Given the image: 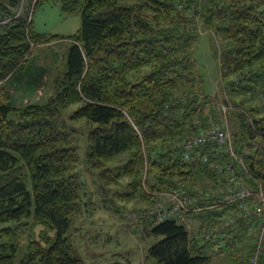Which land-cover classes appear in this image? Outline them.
I'll use <instances>...</instances> for the list:
<instances>
[{
    "label": "trees",
    "instance_id": "1",
    "mask_svg": "<svg viewBox=\"0 0 264 264\" xmlns=\"http://www.w3.org/2000/svg\"><path fill=\"white\" fill-rule=\"evenodd\" d=\"M51 3L63 13L79 11L81 24L48 80L47 97L20 103L14 90L24 74L45 73L28 63L36 44L64 37L34 29L36 8ZM1 20L0 264H81L69 234L85 195L73 129L62 112L70 104L80 103L71 117L90 124L86 164L104 184L129 176L127 194L139 191L147 205L158 197L153 192L216 186L199 154L219 160L226 154L209 140L185 158L181 143L219 118L251 189L264 188V0H0ZM201 33L216 42L211 94L201 89L195 58ZM41 75L28 91L42 84ZM123 152L128 158L118 172L107 167ZM226 208L193 213L198 229L211 227ZM137 225L161 237L146 251L152 264H205L213 257L249 264L254 251L253 233L212 253L175 219Z\"/></svg>",
    "mask_w": 264,
    "mask_h": 264
},
{
    "label": "rangeland",
    "instance_id": "2",
    "mask_svg": "<svg viewBox=\"0 0 264 264\" xmlns=\"http://www.w3.org/2000/svg\"><path fill=\"white\" fill-rule=\"evenodd\" d=\"M19 10L20 8L17 12ZM5 22L6 20L0 21V23ZM80 24L79 11L63 13L59 5L53 3L36 8L33 15L34 29L41 33L59 34L64 37L36 44L28 63L30 67L37 68L38 71L44 70L45 73L33 72L35 75L39 74L38 77L43 74L41 75L43 81L38 87L32 85L30 92L26 86L31 84L32 77L35 75L24 74L22 87L17 91L14 90L18 102L40 101L47 97L50 90L48 80L64 62L63 53L67 43L72 42L70 37L77 31ZM212 48H216V42L214 41L212 45L207 34L201 33L195 44V58L203 78L201 89L210 94L215 90L218 80ZM79 105L80 103H74L62 109L65 123L73 129L72 133L79 154L77 168L84 181L86 195L80 203V212L72 216L73 221L69 230L75 246V255L80 259L81 264H113L118 260L126 264H152L154 260L146 256V251L161 237L145 235V231L136 226V220L133 218L134 213L144 209L147 203L139 191L127 194L129 189L131 190L129 176L122 175L117 182L104 184L97 175L98 170L86 164L87 133L90 124L86 118L71 117ZM221 112L223 113L222 110ZM218 120L219 123L222 121L221 118ZM127 158L128 153H119L107 160L105 164L118 172L117 168H120L119 166ZM225 260L233 264L235 259L227 257ZM219 262V257H213L205 264H220Z\"/></svg>",
    "mask_w": 264,
    "mask_h": 264
},
{
    "label": "built area",
    "instance_id": "3",
    "mask_svg": "<svg viewBox=\"0 0 264 264\" xmlns=\"http://www.w3.org/2000/svg\"><path fill=\"white\" fill-rule=\"evenodd\" d=\"M260 96L264 99V92ZM221 110L224 114L226 106L222 105ZM214 122L209 120L206 128L184 139L181 147L184 157L188 158L192 149L210 140L215 143V150L220 155L226 154L223 160L199 154L201 161L214 170L216 186L208 190L195 189L193 192L180 185L153 192L158 196L155 201L134 213L133 218L135 223L145 218L155 222L175 219L188 229L193 239L198 240V246H204L212 253L235 247V236L241 239L243 235L253 233L255 246L249 264H264V188L251 189L247 181L249 172L234 150L228 128L222 122ZM219 204L227 208L219 210L218 221L206 230H202V227L198 229V221L193 213L215 208Z\"/></svg>",
    "mask_w": 264,
    "mask_h": 264
},
{
    "label": "crops",
    "instance_id": "4",
    "mask_svg": "<svg viewBox=\"0 0 264 264\" xmlns=\"http://www.w3.org/2000/svg\"><path fill=\"white\" fill-rule=\"evenodd\" d=\"M215 87H216V86H215ZM214 91H215V90H214ZM214 91H213V92H214ZM213 92H212V93H213Z\"/></svg>",
    "mask_w": 264,
    "mask_h": 264
}]
</instances>
